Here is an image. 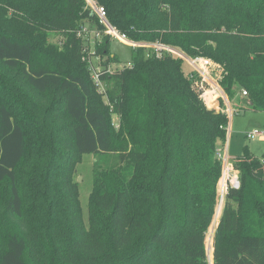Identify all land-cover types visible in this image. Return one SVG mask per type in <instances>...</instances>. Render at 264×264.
Returning a JSON list of instances; mask_svg holds the SVG:
<instances>
[{"label":"trees","instance_id":"16d2710c","mask_svg":"<svg viewBox=\"0 0 264 264\" xmlns=\"http://www.w3.org/2000/svg\"><path fill=\"white\" fill-rule=\"evenodd\" d=\"M91 1L130 40L209 58L228 100L264 111V0ZM86 24L105 28L88 0H0V264H209L207 252L264 264V154L243 146L231 160L239 186L211 243L223 100L208 108L182 58L137 47L130 67L100 73L104 104L86 58L120 59ZM110 152L115 164H93L85 222L72 176L82 154Z\"/></svg>","mask_w":264,"mask_h":264},{"label":"rangeland","instance_id":"374dc122","mask_svg":"<svg viewBox=\"0 0 264 264\" xmlns=\"http://www.w3.org/2000/svg\"><path fill=\"white\" fill-rule=\"evenodd\" d=\"M86 26L89 29L88 35L90 37V40L92 41L91 44H93V41H95L96 38L97 39L98 37L100 38V35L97 36L95 31H100L101 33L103 32L104 34L106 33L104 27L99 28L96 27L95 25H88V24H86ZM61 39H62V35L56 32L48 33V40L51 43L56 44L57 46L61 45L60 43ZM110 50L112 53L118 56L121 62H125L130 59L131 46L128 43L119 40L114 35H112L110 40ZM99 60L92 59L91 60L92 65L94 67H97ZM182 69L185 72L192 71L191 66L184 59L182 61ZM208 72L210 73L212 78H216L215 69L212 70V68H209ZM106 88L111 89V85L104 81H101L97 86V92L103 96L102 101L104 102V104L110 105L107 99ZM220 100H223L226 112L228 116L230 115L227 140L225 143V145L227 146V155L229 159L232 160L233 157L239 155L242 151L243 146H247L248 149L256 157L261 158L262 155L264 154V140L261 138L247 139L245 137V134L254 129L262 130L264 132V111L253 110L249 108L245 99L243 100V98L240 95L235 96L232 100H227L229 105H227V102L224 99L221 98L219 99V101ZM228 109H230V112ZM110 121L112 124H115L118 121V115L112 113L110 115ZM116 161H117V157L115 152H110L105 155H93L90 153H84L82 154L80 162L77 163L75 173L73 174L72 177L75 180V182L78 184L79 200L85 222H87V203H88V195L92 187L94 162L105 166V165L115 164ZM222 189H224L223 192L221 191ZM217 193L218 194H217V203H216V212H215L216 216L214 217L210 229L207 231L206 234L207 239L208 237H211V243H212L213 230L215 228L217 217L221 211L225 196V186L221 185L220 182L217 185ZM218 209H219V213L217 214ZM206 241L207 240H205V243H207Z\"/></svg>","mask_w":264,"mask_h":264},{"label":"built area","instance_id":"2783aa9c","mask_svg":"<svg viewBox=\"0 0 264 264\" xmlns=\"http://www.w3.org/2000/svg\"><path fill=\"white\" fill-rule=\"evenodd\" d=\"M88 4L94 9L96 12L99 23L105 26L106 33L111 35L116 36L119 40L124 41L128 43L132 48H137V47H143L145 49L146 55H154V56H162V55H175L182 60L184 59L190 66L192 71L188 72L190 77L197 76L199 79V88L201 89V98L203 99L204 103L206 102V98L209 95H212L215 97L217 100L219 99H224L227 102V97L218 84V67L215 63H213L209 58L203 57V56H194L190 57L187 56L185 53L182 51L178 50L175 47L169 46V45H164L159 42H135L133 40H130L127 38V36L123 33H120L114 26H112L107 18H106V13L105 10L102 6L96 5L91 0H88ZM85 30V28H83ZM92 59H97L99 60V56H88L86 58L89 69L91 72V77L94 81L95 84H99L101 81L99 80V75L100 73H111L115 70H120L123 69L124 67H130L131 62L130 61H117V62H110L106 66L101 65L100 60L98 63L97 67H94L91 63ZM212 68V70H216L215 75L216 78H212L210 73L208 72V69ZM242 96L246 95V91H242ZM227 105L228 102H227ZM229 107V106H228ZM220 109V101H219V108ZM225 109V108H224ZM230 112V109H228ZM226 112V109L223 110ZM228 116V114H227ZM230 117V115L228 116ZM117 127V122L114 124ZM245 137L247 139H254V138H262L264 137V132L262 130H251L245 134ZM218 157L221 160L222 163V172H221V177L219 179V182L221 185L225 186V191L229 186L237 188L239 186V179H238V171L234 168L232 161L229 159L227 155V146H223L222 148L218 149L217 153ZM262 162L264 163V158L262 159ZM218 182V183H219ZM224 189L221 191L223 192ZM222 195V194H221Z\"/></svg>","mask_w":264,"mask_h":264},{"label":"crops","instance_id":"0c3cea01","mask_svg":"<svg viewBox=\"0 0 264 264\" xmlns=\"http://www.w3.org/2000/svg\"><path fill=\"white\" fill-rule=\"evenodd\" d=\"M212 98H213V103L210 104ZM205 104H206V106H207L208 108H213V109H216V110H218V108H219V100H217V99H216L215 97H213L212 95L207 96ZM261 139L264 140V137H262ZM233 158H234V157H233Z\"/></svg>","mask_w":264,"mask_h":264},{"label":"water","instance_id":"95a60500","mask_svg":"<svg viewBox=\"0 0 264 264\" xmlns=\"http://www.w3.org/2000/svg\"><path fill=\"white\" fill-rule=\"evenodd\" d=\"M207 260L209 264H212V257H211V261L209 260V256H208V252H207Z\"/></svg>","mask_w":264,"mask_h":264},{"label":"bare ground","instance_id":"6f19581e","mask_svg":"<svg viewBox=\"0 0 264 264\" xmlns=\"http://www.w3.org/2000/svg\"><path fill=\"white\" fill-rule=\"evenodd\" d=\"M212 102H213V98H212V100H211V103H212ZM211 103H210V104H211Z\"/></svg>","mask_w":264,"mask_h":264}]
</instances>
